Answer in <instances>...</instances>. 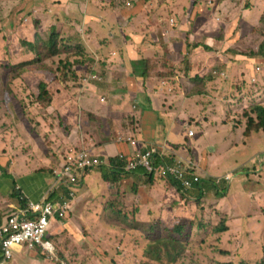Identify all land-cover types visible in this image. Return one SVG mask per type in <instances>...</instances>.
Masks as SVG:
<instances>
[{
	"label": "rangeland",
	"instance_id": "rangeland-1",
	"mask_svg": "<svg viewBox=\"0 0 264 264\" xmlns=\"http://www.w3.org/2000/svg\"><path fill=\"white\" fill-rule=\"evenodd\" d=\"M57 1L48 2V8L51 9V6ZM66 1L61 0V2ZM102 1L104 5L110 7V0ZM128 1L131 5L127 4ZM77 2V0H72V10H70L71 8H67L68 6L66 5L64 16L59 14L61 12L59 9L55 8V11L63 18L64 22L71 24L70 21L72 20L69 19V16L67 17L69 11L71 15L75 12L78 18L82 16L81 4ZM148 2L144 5L143 13L142 8L137 5L138 0H117L114 6L116 5V8L121 6L130 9L126 10L130 11L131 16L136 17L133 25L137 26L138 31L142 27H149L153 32L160 31L161 36H163V24L165 25L169 18H172L175 22L174 17L185 13L187 19L184 17L182 21L191 22L195 28L190 26L189 32H187L188 26L185 23H182L181 26L178 25L180 29L178 34L168 32V35H166L164 33L166 38L162 42L165 45L167 41H173V46H178L181 42H184V38L187 41L190 40V34L201 29H203L201 30L202 32L195 34L196 40L201 38L200 41H213L218 45V49L216 50L218 55L215 52H211L207 58H199V54H196L195 57L198 59L194 58L192 60L196 62L206 61L207 65L211 67L209 75L212 77V87L211 90H208V93L212 92L210 100L213 102V105L211 108L208 105V101L201 100L204 97L200 96L198 97V100H201L200 102H197L195 99L191 100L186 108L180 112L182 115H187V119L190 116L189 119L193 120V123H197L191 125L195 131V137L191 139L186 138L185 142L176 147V149L180 148L184 152L183 156H188V158H185V160L181 159V161L189 162L196 166L197 162L201 160L206 165L208 174L212 172V175H220L225 168L228 171L234 164L240 166L247 159L246 150L248 152L259 150L258 154H260L261 149L264 148V137L261 134L253 135L244 144L242 132L246 123L248 107L264 103V53H260L259 51L258 55H252L249 51L251 48L257 51V47H260L262 44V51H264V40L259 42V40L248 39L243 34L256 35L259 33L260 36H264V30L255 29L253 31L252 26L244 22L243 29L239 33L237 28L240 19L237 14L240 12L242 19H244L247 15V10L250 11L253 7L264 8V0H223L217 7L209 0H200V3H203L204 7L194 6L196 7L194 12L198 14L197 18H190L188 16L191 0H164L165 5L162 0H148ZM197 3H199V0ZM32 6L30 0H0V148L9 153L7 156H17L19 154L18 156L23 155L27 158L33 156L37 158V150L41 143L47 147L54 146V143L53 141H45L44 139L35 140L32 146L19 143L17 140L19 134L23 138L27 137L22 127L15 126L17 124L20 125V121L31 123V126H27V130H30L29 134L31 135L32 125L35 128L38 127V120L43 119L47 122L45 127H50L51 131L56 127L58 130L56 133L57 139L61 138L64 140L63 138L72 134L71 131H77L79 127L84 132V120H86L87 114H91L84 107L88 94L83 89L87 87L83 81L84 78L82 81H78L67 69L59 72L62 84H56V98L50 107L37 104L38 80L40 79L41 81L43 78L31 75L22 76L20 78L22 80H19L20 82L14 83L13 94H11L13 95L12 104L4 103V99L8 94L4 92L6 69L4 70L1 65L4 62L8 63L15 55L29 56V50L25 48L26 46L24 47L23 45L21 48L19 46L23 41L22 37L25 38L33 34L35 23L40 24L41 34L46 33L52 21L51 15L48 14L49 9L46 11L45 8H42V12H39V10L33 12ZM205 7L209 8L201 13V9H205ZM58 8L61 9V6ZM124 8H120L113 14V19L103 17L98 21V26L104 35H99L97 29L94 30L92 35L100 41L98 43L100 46L95 45L97 53L107 48L104 52L106 54L110 50H113L109 44L111 41H116L121 46L123 41L121 34L115 28L112 31L110 25L113 26V22H116V20L120 23L119 18H121V11ZM137 9L140 13L136 12ZM261 13L262 10H260L259 15ZM200 24L202 27L198 29L197 27ZM231 31H233L232 36H230ZM182 33H186V36ZM202 34H205V36H202ZM217 39H220V41L217 42ZM236 40L237 42L232 43V41ZM17 41L19 50L14 45ZM89 44H86V49L88 54L90 52L89 55L94 58L93 51L96 50L95 46L92 44L91 50ZM222 45L225 48L231 49L232 52L226 51L225 53H221L220 47ZM115 52L117 51L115 50ZM99 54L101 55V53ZM200 54L203 55L204 53ZM230 60H242V62L237 63L234 71L236 72L237 84L231 85L225 95V90L220 91L224 82L220 78V73L223 72L226 76L227 72L220 70L217 65L222 61L228 62ZM256 67L260 69L259 72H256ZM72 71L81 72L74 65ZM245 72H247L248 79H252L251 86L245 85L243 82L244 78L242 74ZM88 79L92 83V78L89 77ZM239 79L240 81H238ZM254 85L259 87L258 91L254 89ZM249 88L253 91L251 94L247 91ZM102 97L105 96L103 95ZM122 98L125 102L128 101L125 96ZM99 100L101 99L94 94V103L99 104ZM193 101L196 102L194 103ZM119 102L122 103L121 100ZM134 117V115H131L127 119L130 122L133 120L131 128L137 130L140 126V120L139 116ZM202 119L206 120L204 127H201ZM1 125L4 129L1 128ZM175 132L180 138L186 137L183 123H177ZM120 138L122 137L116 136L115 141ZM83 140L84 144L87 143L85 138ZM61 145L65 148L62 153L63 156L65 151L66 155L70 151H76L72 144L66 146V144L61 143ZM17 147L23 150L15 149ZM189 153L190 156L188 155ZM263 162L264 156L260 158L256 157L247 169V171H250V168L259 164L258 173L249 179L254 184L252 189L254 192H250L248 197L254 196L253 199H248L247 192L241 194L237 191L233 192L229 196V199L228 197L222 199L220 194L217 197L214 191L210 190L204 191L203 199L198 197L197 199L186 198L183 200V198L181 199L176 196L172 189H168L171 188L169 185L165 184L160 186L159 192H163L169 200H164L162 203L158 201V207L154 204L150 205L153 211L146 210L149 217L139 207L142 206L140 204L142 198L140 200L133 198L135 194L132 188H128L127 190L122 189L126 185V182H122V185L115 184L114 187L112 183H100L106 192L102 197L103 201H91L87 204L84 201L85 206L83 203L78 205L79 214L77 216L75 213L72 215L69 210L63 222L68 226L71 225L72 230L69 231L67 229L58 236L52 237V240L55 242L53 244L55 245L56 259L51 260L38 252L37 256L42 259V263L39 262L38 264H137L144 260L148 242L158 238V234H155L150 236L149 240V235L145 232L144 228L140 227V224H149L154 227L156 225V228L160 230L163 226L161 222L164 221L169 225L174 223L184 225L187 233L191 236L192 240L188 241L187 253L181 259V262L183 261L185 264H264V201H259L264 198V185L254 181L256 177H259L260 181L264 182V173L260 177V173L264 168ZM98 171H94L91 177H95L98 180L100 176L98 175ZM199 175L200 171H197L198 178ZM130 178L136 180L133 174L127 177L126 181H128L127 186L129 187L132 186L129 183ZM202 180L200 181V185L202 184ZM211 181L215 182V184L217 183L216 185L220 184L219 188L224 183L223 180ZM119 187L126 193L123 201H117L119 199ZM153 189L155 188L150 189V191ZM192 193L195 194L194 191ZM176 197L178 200H173ZM196 201L198 205H195ZM110 202L118 204L117 209H115L116 215L111 216L109 209L106 210ZM171 203H176V209H171ZM259 203L261 204L260 207H258ZM161 205L162 208H160ZM200 209L202 212H200ZM136 214H138L137 217L135 216ZM223 215L228 217L226 224L229 227L224 235L223 233L211 234L208 229L197 232L198 229L188 227L192 221L201 223L202 226H206L208 223H217ZM59 251L64 254V259L59 256Z\"/></svg>",
	"mask_w": 264,
	"mask_h": 264
},
{
	"label": "crops",
	"instance_id": "crops-1",
	"mask_svg": "<svg viewBox=\"0 0 264 264\" xmlns=\"http://www.w3.org/2000/svg\"><path fill=\"white\" fill-rule=\"evenodd\" d=\"M58 1L61 2V0ZM61 3L63 6H61V9L54 4L51 6V9H49L48 14L56 12V9L61 11L59 14H62V11H64L65 14L66 5L68 6L67 8H71L70 10H72L71 5L73 3H71V1L67 0L66 2ZM114 3L112 4L110 1V7H107L103 4L102 0H84L81 3L82 16L80 17L81 22L79 24L73 22L71 23L72 26H68L64 22H55L54 24L63 25V29H65L67 35L73 36L74 34H78L82 40L83 47L88 53L86 44L88 45V43H90L89 47L91 50L92 44L94 46H100V44H98L100 41L92 36L94 30L97 29L99 35H104L103 31L98 26V21L103 17L113 19V14H115L120 8H124L121 6L116 8ZM127 4L131 5L129 1ZM126 9L129 8H124L121 11L122 16L119 18L120 23L115 18L116 22H113V26L110 25L112 31L115 28L121 34V37L123 38L121 46L116 41H111L109 44L113 50H110L108 54L104 53L105 50L108 49L107 48L99 52L101 53L100 55L97 53L96 46V50L93 51V56L96 58L90 56V52L88 54L95 59L97 65L95 71L103 78L101 83H95L93 82L94 80H92L93 85L87 92L88 94L85 99L86 102L84 103V107L91 113L87 114V117L88 115L98 117L101 119V122L93 124L90 122L88 123L87 118L85 117L84 132L86 133L84 134L81 127H79L77 128V131H71L72 134L62 140L61 138L57 139L56 133L58 130L56 127L51 131L50 127H45L47 122L43 119L38 120V127L35 128V126L32 125L33 129H31V135L29 134L30 130H27V126H31V123L20 121V125L17 124L15 126L22 127L24 134L27 137L23 138V136L19 134V137H16L19 143L32 146L35 140L44 139L45 141H53L54 146L47 147L41 143L37 150V158L39 159L34 156L31 158H27L23 155L18 156L19 154H17V156L13 155L16 157L11 155L7 156L9 153L0 148V226L5 222L8 216L17 213L18 210L25 205L26 201H20V194L15 191L17 185L21 188L22 194L33 202H57L61 200L65 192H70L72 190V187L66 185L68 179L62 176V170L67 155L65 151L63 156L62 153L65 148L61 143L66 144V146L72 144L76 151H87L92 157H96L101 161V167L107 166L110 159L123 156L129 160H133L148 150H158L163 159H171V157H173V160L176 161L177 157L184 160L185 158H188V156H183L184 152L180 148L176 149V147L180 146L182 142H185L186 138L191 139L195 137L196 134L191 125L197 123H193V120L189 119L190 116L187 119V115H182L180 112L186 108L191 100L194 99L197 100V102H200L201 100L208 101V105L212 108L213 102L210 100L212 98V92L207 93L203 96L204 99L201 100H198V97L196 96H187V90L184 87V84H186L185 78H183V81L178 78L179 82L182 81V88L173 90L171 85L166 84L165 86L162 81L156 79L155 73L158 68L154 66V63L150 59H153V53H156V57L158 58L160 57V52L162 53L163 51L167 53L169 59L174 55L173 53L178 55V53L181 52L185 55L186 52L184 47L186 44L192 45L195 43L197 47H190L188 51V61L193 62L192 60L196 58V54H199V58H207L210 55L212 51H205L204 46L209 47L210 49L214 47L213 52L218 55L216 52L218 45L213 41H200L201 38L196 40L195 34L197 32H202L201 30L203 29L190 34V40L188 41L184 38V42L178 46H173V41H167L165 45V43L162 42L166 38L165 34L168 35V32L178 34L180 32L176 22H174L172 26H169L167 21L165 25L163 24V36L160 35V31L153 32L149 27L146 28V33L151 34L152 40L155 43L159 41L158 45L161 46L163 44L165 46L164 48L158 51V46L148 43L141 45L142 34H140V31L142 29H139L138 31L137 26L133 25L136 17H131V13H129L130 9ZM74 14L76 15L75 12ZM68 16L70 18V11L67 17ZM182 23H185L188 26L187 32H189V27L193 26V24L191 22L181 21L179 26H181ZM87 26L88 28H86ZM201 27L202 25L200 24L197 28L199 29ZM193 28L195 27L193 26ZM184 36H186V33ZM202 36H205V34H202ZM115 50L117 52L114 53ZM200 53L204 54L201 55ZM203 63L204 66L207 65L206 61ZM236 66L237 64L235 67ZM235 67L232 73L235 71ZM208 74H210V71ZM234 74H236V72ZM220 75V78L224 81L220 91L225 90L226 95L227 89H225V87L227 86L228 88L233 85L229 81L231 74L225 76V74L221 72ZM19 80L22 79H18L15 82ZM89 83L88 80V84ZM211 87V83L208 84V90H211ZM94 94L101 99L99 100V104L94 103ZM9 95L11 94H8L4 99V103L6 104H12L13 95L10 97ZM103 95L105 97H102ZM124 96L128 99L127 102L122 98ZM146 98H148V101ZM119 100H121L122 103L119 102ZM193 102L195 103L196 101ZM129 114L134 115V118L139 116L140 126L137 130L131 128L133 120L130 122V120L127 119L131 116ZM205 121V119H202L201 127L205 126ZM178 122L183 123V129L186 130L185 138H180L176 135L175 131ZM1 128L4 129L2 125ZM189 131L194 132L192 137L188 136ZM118 135L122 138L115 141L116 136ZM84 138L87 141L85 144L83 140ZM15 149L23 150L20 147ZM258 153L259 150L255 152H248L246 150L247 159L240 166L234 164L228 171L227 168H225L220 175H212V172L208 174L206 165H204L201 160L197 162L196 167L198 168L199 166V176L203 180L222 179L227 175L233 177L230 179L231 181L229 180L230 182L224 181L221 187L225 188L223 195L221 196L222 199H225L226 197L229 199V196L236 191L241 194L247 192L248 194L246 193V195L248 197L250 192H254L252 190L254 184H252V180L249 179L254 174L258 173L257 170H259V168L255 170V168L252 167L250 168V171H247V169ZM188 155L190 156V153ZM100 168L77 175L79 184L74 188L75 197L71 200L69 209L72 215H74V213L76 216L79 214L78 205L81 203L84 205V201H86V204L91 201H103L102 197L106 192L101 185L104 184L105 181L102 179ZM96 170H99L98 175L100 176L98 180L95 177H91V174ZM133 177L136 180L130 178L129 183L132 185L131 187L127 186V178L122 180V182H126V185L123 186L122 189H140L139 192H134L135 196L133 198L137 200L142 198V201L169 200L165 197L166 195L163 194V192H159L160 186L165 185L163 182L157 184L156 190L153 189L150 191V189L154 187H151L145 182L146 178L144 176L133 175ZM234 183L236 184L234 185ZM173 192H175L177 196L176 191L173 190ZM253 198L254 196L248 197V199ZM173 200L177 201L178 198L176 197V199ZM259 201H264V198ZM21 203H23V205H21ZM260 206L261 204L259 203L258 207ZM156 207H158V202ZM67 229H69V231L72 230V226H68L63 220H53L48 232V238L52 239V237L58 236ZM37 255V253H29L26 248H17L14 251L13 259L10 264L42 263V259Z\"/></svg>",
	"mask_w": 264,
	"mask_h": 264
},
{
	"label": "trees",
	"instance_id": "trees-1",
	"mask_svg": "<svg viewBox=\"0 0 264 264\" xmlns=\"http://www.w3.org/2000/svg\"><path fill=\"white\" fill-rule=\"evenodd\" d=\"M32 2V11L37 12L36 10H39V12H42V8H45L47 11L48 8V2L56 1V0H30ZM72 2V0H69ZM79 4H81L84 0H77ZM112 4L117 0H110ZM176 1V0H171ZM217 7L223 0H209ZM148 0H138V6L142 8V13L144 12L143 8L145 3L147 4ZM163 4L166 3L164 0H162ZM198 0H191V4L189 5V17L190 18H197L198 14L194 12L195 8L197 6H203V3H197ZM215 2V4H214ZM149 3V2H148ZM56 6H62L61 2L55 3ZM196 5V7H194ZM82 6V4H81ZM63 7V6H62ZM209 7H205V10ZM247 9V7H246ZM262 10V13L259 15L260 10ZM204 8L201 9V13H203ZM49 11V10H48ZM136 12H140L138 9ZM50 13V12H49ZM52 22L47 29L46 33L41 34L40 30V24L35 23V28L33 31V34L31 36L22 37L23 41L21 42V45L19 44L20 48L24 45L26 49L29 50V56H20L15 55L12 57V59L3 65H1L5 70L6 75V84H5V93L6 94H13V85L14 82L18 79H20L22 76H34V77H42L43 79L40 81L38 80V87H37V103L44 107H50L52 105L51 103L54 102L56 98V84H62L60 78H59V72L65 71L66 69L69 70L72 75H74L75 79L78 81H83L87 85V87H84L83 89L86 90V92L89 91V88L93 85V82L95 83H101L102 82V76L98 75L95 71L96 68V62L95 59L90 57L88 53L86 52L85 48L82 45V40L78 36V34H74L73 36L67 35L65 32V29H63V25H55V22H64L63 18H61L57 12L50 13ZM62 15L64 16V11H62ZM238 18L240 19L239 26L237 28V31L240 33L243 29V23H249V25L252 26V30H264V8H258L253 7L250 11L247 10V15L244 19H242V14L239 12ZM162 16V15H160ZM133 17V16H131ZM184 17L187 19V16H185V13H182L181 15L178 14L176 17H174L175 22L177 25L184 19ZM68 19V18H67ZM72 21L70 23L79 24L81 22L80 17H76L75 14L71 15L70 18ZM68 26H72L71 24H68L64 22ZM39 26V29H38ZM176 29V28H175ZM142 34L141 38V45L142 44H151L154 46H158V51L160 49L164 48V45L161 46L158 45V42L155 43L152 41V37L150 33H146V28L142 27ZM233 35V31L230 32V36ZM244 37H248V39L253 40H259L263 41L264 36H260V34H250L247 35L243 34ZM246 35V36H245ZM220 39H217V42H219ZM20 42V39H19ZM227 42V41H226ZM236 41H232V43H235ZM182 43V42H181ZM18 49V41L16 44H14ZM196 48L197 45L195 43L186 44L185 48V55L183 53L179 52L178 56L177 54L173 53L174 55L170 57L172 60H170L167 57V53L163 51L160 52V57H156L157 54L153 53L154 57L153 59H150L156 68V79L158 81H162L164 85H171L173 90L177 88H182V81L183 78H185L184 87L187 90V96L190 97H200L205 96L208 93V84L211 83L212 77L208 74L211 67L208 65L204 66L203 62H189L188 61V51L189 48ZM214 48V47H213ZM213 48H209L204 46L205 51L213 52ZM220 52L225 53L226 51L232 52L231 49L225 48L224 45L220 47ZM218 49V47H217ZM263 44L260 45V47H257V51H254L252 48L250 51V54L252 55H258L259 51L260 53H264L262 51ZM19 50V49H18ZM140 50V48H139ZM248 53V51H247ZM242 60H230L228 62H220L219 67L220 70H225L227 72V75L231 76L229 77V81L232 84H237V77L235 76V72L232 73L234 70V67L237 63H241ZM76 66L77 70L81 72H74L72 71V67ZM227 76V77H228ZM91 77L92 80H94L92 83L90 82L88 84V78ZM178 78H180L182 81L179 82ZM243 82L245 85L251 86L252 79H248L246 72L243 74ZM88 79V80H87ZM240 81V79L238 80ZM82 86V84H81ZM158 86V85H157ZM241 86V85H240ZM53 88V89H52ZM252 88V87H251ZM249 88L247 91L249 94H251L253 91ZM78 89V88H77ZM80 89V88H79ZM227 89V92L229 90V87H225ZM241 89V87H240ZM254 89L256 91L259 90V87L254 85ZM237 90V89H234ZM84 97V96H82ZM253 98V97H252ZM148 101V98H146ZM248 113L246 114V123L244 130L242 132L243 142L246 144L248 142V139L252 138L253 135L261 134L264 137V103L263 104H256L251 105L248 107ZM88 123H100L101 119L98 117H94L91 115H88L87 117ZM86 132H84L85 134ZM118 141V140H117ZM264 144V141H263ZM156 153H158V150H155ZM264 156V148L261 149V153L257 154L256 157L260 158ZM122 158H114L110 159L107 166L101 167V176L102 179L106 183H112L113 186L115 184L122 185V180H124L127 177H130L133 175H142L146 178V183L149 184L151 187L153 186L155 189L157 188V184L163 182L164 184L169 185L171 188L176 191L177 196L179 198L191 199L198 197H201V199L204 198V191H210L213 190L215 193V196L220 197L223 195V192L225 188H219L216 184L209 181H202V184L194 185L190 189H183L179 182L173 181V180H166L162 179L158 176V172L154 169L153 172H150V170H144L137 169L136 172L133 173H127L126 168L128 167L131 160L121 156ZM157 160V157L156 159ZM161 164H166L172 166L174 165L173 157L171 159L164 158V159H158L155 164V168H158ZM259 166V164H258ZM258 166H255V170L258 168ZM260 173V177L263 176L264 168L262 169ZM259 170H257L258 172ZM256 183L264 185V182L260 181L259 177H256L254 180ZM120 189V187H119ZM169 189V188H168ZM139 188H134V192H139ZM192 191L195 192L192 193ZM126 195L125 191L120 189L119 192V199L117 201H123V197ZM64 198H69V192H65L63 194ZM158 201H140V204L142 206H139L141 209H143L147 216L149 217V214L146 210H152L153 208H150V205H156L157 206ZM161 203L164 201H160ZM187 202V201H186ZM189 204V202H187ZM23 205V203H21ZM117 205L115 202H110L106 208V210L109 209L110 215H116L115 209H117ZM197 204V201L195 203ZM162 208V205L160 206ZM159 208V209H160ZM171 209H176V203H171ZM200 212L202 210L200 209ZM119 213V212H117ZM150 213V212H149ZM136 217L138 214L135 215ZM136 221V220H135ZM149 221H151L149 219ZM228 221V217L222 216L220 220L217 223H208L206 226H202L201 223H196L192 221L188 227L198 229L197 232H201L203 230L208 229L211 234L220 233L223 235L228 231L229 227L226 224ZM163 223L162 228L159 230L154 226H150L149 224L145 225L144 223L140 224V227L145 229V232L149 235L148 239L150 240V236L158 234V238H155L153 240H150L147 244V249L145 251V258L141 262L137 264H179L181 262V259L184 255L187 253L188 249V241L192 240L189 233H187V229H185V226L182 224L174 223L172 225L167 224L165 221L161 222ZM196 223V224H195ZM48 240L54 242L52 239ZM55 243V242H54ZM57 246V245H56ZM59 256L64 259V254L59 251ZM133 264V263H129ZM180 264H185L183 261ZM229 264V263H227Z\"/></svg>",
	"mask_w": 264,
	"mask_h": 264
},
{
	"label": "built area",
	"instance_id": "built-area-1",
	"mask_svg": "<svg viewBox=\"0 0 264 264\" xmlns=\"http://www.w3.org/2000/svg\"><path fill=\"white\" fill-rule=\"evenodd\" d=\"M167 22L172 26L174 20L169 18ZM188 136H193V132L189 131ZM156 157L158 158V154L155 151H147L131 159L126 172L133 173L137 169L153 172L155 169L160 178L177 181L185 190L200 184L201 180L194 174L197 167L192 163L182 162L181 158H178L173 166L162 165L155 168ZM101 166V161L92 157L87 151L73 150L66 156L62 176L68 179L66 185L73 188L79 182L78 174L90 172ZM225 179L230 178L226 176ZM16 191L20 193V201L26 202L17 213L8 216L0 226V264H9L15 249L19 247L26 248L29 252H39L51 260L56 259L55 245L47 239L48 232L53 220H64L66 217L70 202L75 197L74 192L71 190L69 198L62 197L57 202H33L22 194L20 187H16Z\"/></svg>",
	"mask_w": 264,
	"mask_h": 264
},
{
	"label": "clouds",
	"instance_id": "clouds-1",
	"mask_svg": "<svg viewBox=\"0 0 264 264\" xmlns=\"http://www.w3.org/2000/svg\"><path fill=\"white\" fill-rule=\"evenodd\" d=\"M256 68H258V67H256ZM258 69H259V68H258ZM255 70H256V69H255ZM259 71H260V69H259L258 71L256 70V72H259ZM263 82H264V81H263ZM263 82H262V83H263ZM192 132H193V131H192ZM193 135H194V132H193ZM189 137H192V136H189ZM148 151H152V150H148ZM153 151H155V150H153ZM146 152H147V151H145L144 153H146ZM155 152H156V151H155ZM157 154H158V158H157V160H158V159H163V157L160 155L159 152H158ZM178 158H179V157H177L176 160H177ZM157 160H156V161H157ZM173 162H174V164H175L176 161L173 160ZM263 163H264V162H263ZM162 165L169 166V165H166V164H161L160 166H162ZM160 166H158V167H160ZM172 166H173V165H172ZM194 166H195V165H194ZM142 170H144V172L146 171L145 169H142ZM197 171H199V166H198L197 170L194 171V174H195L196 176H197ZM227 176L231 179V177H230L229 175H227ZM197 177H198V176H197ZM225 178H226V176H225L224 178H222V179H216V180H220V181H221V180H223V181H229V180H230V179H229V180H226ZM199 179L201 180L200 176H199ZM202 181H203V180H202ZM209 181H211V180H207V182H209ZM211 182H213V181H211ZM213 183L215 184V182H213ZM219 183H220V182H219ZM78 184H79V182H78ZM78 184H77V185H78ZM216 184H217V183H216ZM77 185H75V186L72 188V191H73V192H74L73 189H74ZM198 185H199V184H198ZM16 187H19V186L17 185ZM16 187H15V191H16ZM16 192H18V191H16ZM19 194H20V193H19ZM74 194H75V192H74ZM31 253H34V252H31ZM36 253H38V252H36Z\"/></svg>",
	"mask_w": 264,
	"mask_h": 264
}]
</instances>
